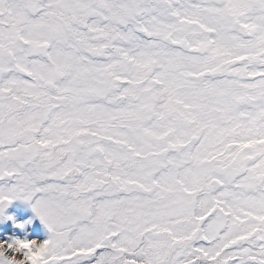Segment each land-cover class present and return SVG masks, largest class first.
<instances>
[{
  "label": "snow or ice",
  "instance_id": "6c2138e0",
  "mask_svg": "<svg viewBox=\"0 0 264 264\" xmlns=\"http://www.w3.org/2000/svg\"><path fill=\"white\" fill-rule=\"evenodd\" d=\"M0 264H264V0H0Z\"/></svg>",
  "mask_w": 264,
  "mask_h": 264
},
{
  "label": "bare ground",
  "instance_id": "6f19581e",
  "mask_svg": "<svg viewBox=\"0 0 264 264\" xmlns=\"http://www.w3.org/2000/svg\"><path fill=\"white\" fill-rule=\"evenodd\" d=\"M15 208L20 209L24 217H28L33 214L32 209L23 201H17L15 203ZM35 225H36L37 231L40 233L41 237L43 238L44 234L46 233V229L44 228L43 224L39 221L38 218L35 221ZM8 231H11V229L9 228Z\"/></svg>",
  "mask_w": 264,
  "mask_h": 264
},
{
  "label": "rangeland",
  "instance_id": "374dc122",
  "mask_svg": "<svg viewBox=\"0 0 264 264\" xmlns=\"http://www.w3.org/2000/svg\"><path fill=\"white\" fill-rule=\"evenodd\" d=\"M39 230H40V228H39Z\"/></svg>",
  "mask_w": 264,
  "mask_h": 264
}]
</instances>
